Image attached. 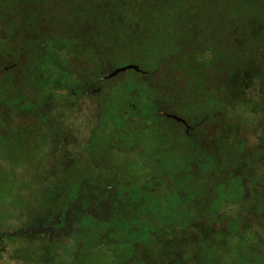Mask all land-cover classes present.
Returning a JSON list of instances; mask_svg holds the SVG:
<instances>
[{"label": "trees", "instance_id": "1", "mask_svg": "<svg viewBox=\"0 0 264 264\" xmlns=\"http://www.w3.org/2000/svg\"><path fill=\"white\" fill-rule=\"evenodd\" d=\"M131 1L0 0V124L46 148L44 205L14 217L12 239L42 264L64 244L76 264L101 247L140 264H264V13L218 50L197 45L191 0H146L138 25L119 13ZM122 59L142 73L105 79ZM178 81L188 106L197 88L219 108L168 118Z\"/></svg>", "mask_w": 264, "mask_h": 264}, {"label": "rangeland", "instance_id": "2", "mask_svg": "<svg viewBox=\"0 0 264 264\" xmlns=\"http://www.w3.org/2000/svg\"><path fill=\"white\" fill-rule=\"evenodd\" d=\"M96 1L98 2V0ZM161 1L163 4L164 1H166V5L170 4L169 0ZM250 1L256 6L251 7ZM89 2L90 7L96 3L90 4ZM131 2L133 3V13L130 12V7L119 9V13L127 19L129 18L131 25H138L136 17L148 15L145 12L146 7H143L147 1L132 0ZM187 4H191L193 7V13L187 14L191 17L190 23L193 24L194 31L198 33L197 45L211 46L218 50L224 47H235L234 31L242 29L243 24L248 22L252 13H264V0H191V3L188 1ZM139 7L145 11L138 13ZM173 12L168 8L164 14L169 24L173 20ZM154 28L156 27L154 26ZM182 33L186 35L187 31ZM168 34L172 36L173 30L168 29ZM212 37L215 40L211 42L209 40ZM135 38L133 42L137 45L138 38ZM147 45L154 46L155 42H149ZM131 62L132 60H121L122 65ZM126 75H130L128 71L119 74L114 80L122 81ZM181 77L183 78V76ZM174 87H178L177 90L175 89L176 99H178L177 106L171 110L174 115L190 122V117H194V115L201 116L219 108L215 98L211 102L203 101L205 100L204 95L207 96L206 94L209 93L205 89L202 91L197 88L193 89L192 95H198L200 102L188 106L185 100H189V98H180L181 95L189 93L185 83L178 81ZM191 88L193 87L191 86ZM225 108L227 111H231V108L227 106ZM33 139L26 134H19L15 126L8 122L0 124V264H42V252L37 249V246H34V243L19 237L12 239L14 237L10 235L17 230L14 226L20 225L24 221V219L23 221L20 219L17 222L14 219L15 216L25 217L29 206L39 209L40 205H44L42 178L47 176V170L44 168L46 148L41 139L36 141ZM75 175H78L79 179L84 174L75 173ZM74 251L75 248L72 245H58V248L54 250V262L51 263L76 264L73 258ZM131 256L136 260L131 261ZM213 256L217 257L215 264H238L233 252L223 254L214 252ZM142 257L143 253L138 250H134L131 254V250L128 251V249L114 247L112 251L108 250V247H101L83 258L80 264H140L139 260L141 261Z\"/></svg>", "mask_w": 264, "mask_h": 264}, {"label": "water", "instance_id": "3", "mask_svg": "<svg viewBox=\"0 0 264 264\" xmlns=\"http://www.w3.org/2000/svg\"><path fill=\"white\" fill-rule=\"evenodd\" d=\"M130 70L142 73V70L137 65L129 64V65H125V66H122V67L115 69L112 73H110L108 76H106L105 79H107V80L113 79L116 76H118L119 74L125 73V72L130 71ZM168 117L177 121V122H181L187 126L186 121L182 118H179L175 115H169Z\"/></svg>", "mask_w": 264, "mask_h": 264}, {"label": "flooded vegetation", "instance_id": "4", "mask_svg": "<svg viewBox=\"0 0 264 264\" xmlns=\"http://www.w3.org/2000/svg\"><path fill=\"white\" fill-rule=\"evenodd\" d=\"M169 115H167V117H168ZM176 116V115H175ZM177 117H179V116H177ZM169 118V117H168ZM179 118H181V117H179ZM171 119V118H170ZM183 119V118H182ZM173 120V119H172ZM175 121V120H174ZM177 122V121H176ZM178 123H181V122H178ZM181 124H183V123H181ZM187 124V123H186ZM185 127H186V125L185 124H183Z\"/></svg>", "mask_w": 264, "mask_h": 264}]
</instances>
